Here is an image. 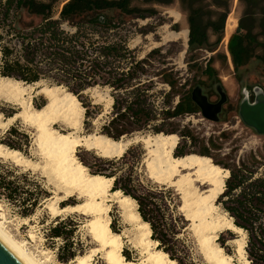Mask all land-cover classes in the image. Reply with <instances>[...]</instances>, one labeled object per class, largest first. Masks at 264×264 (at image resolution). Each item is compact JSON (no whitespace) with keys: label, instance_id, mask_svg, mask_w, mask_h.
<instances>
[{"label":"rangeland","instance_id":"1","mask_svg":"<svg viewBox=\"0 0 264 264\" xmlns=\"http://www.w3.org/2000/svg\"><path fill=\"white\" fill-rule=\"evenodd\" d=\"M134 4L140 7L150 6L139 0H134ZM154 8L156 12L153 15L142 18L118 15L117 12L109 13L114 19L123 22L120 33L123 36L129 35L128 47L134 50L139 58L152 50H159L150 57L147 66L149 72L143 78L148 82L146 92L151 102L152 122L137 127L124 119L112 121L115 117V110L112 108V88L96 85L81 92L79 97L75 95L82 107V102L91 104L88 118L83 107L78 134L96 133L111 138L117 136V139L157 133L176 134L179 143L173 151L174 155L194 153L210 157L214 164L228 170L229 176L231 170L243 164L255 171V177L264 174V134H259L246 126L238 110L240 102L244 99L245 89L251 92L259 88L264 94V64L251 60L247 66L235 71L228 51L229 38L235 32L241 13L238 0L231 1L227 17L230 20L227 35L225 23L220 41L200 49H192L188 45L187 17L178 0H173L170 5L155 4ZM23 19L30 20L27 16H23ZM184 30H187L185 42L181 38L163 40L168 33ZM209 40L214 42L215 36L210 35ZM208 66L212 68L211 76L204 72ZM167 79L175 82L173 87L165 82ZM41 84L57 86L45 80L41 81ZM32 85L31 88L27 87L24 98L31 100L33 108H40L47 102L48 96L39 92L38 86ZM195 86H199L210 101H215L221 94L226 96L223 109L217 114V120L204 117L198 108L195 112L175 116L164 113L167 108H170L171 112L183 95L190 93ZM60 87L69 92L65 87ZM59 93H62V90ZM119 95L127 96L126 92H120ZM0 114L3 123L0 125V140L12 142L21 148L14 149L20 151L25 159L37 164L33 166L30 162L24 164L0 158V174H9L6 180L12 181L10 188H17L18 192L16 199H8L4 196L8 190L0 188V221H4L3 226L17 240L23 241L26 248L43 264H77L75 259L78 256L90 254H92L90 264H105L100 249L92 252L99 247L88 232V216L74 211L53 216L46 209L45 205L49 202L47 199L51 196H61L65 188L51 173L49 166H43L47 158L37 143V128L24 117L22 105L0 93ZM15 114H17L15 118L8 120ZM11 127L15 128V132L9 135L7 131ZM52 127L63 133L71 130L62 121H56ZM146 152L143 144L137 142L130 145L118 158H102L95 151L85 150L83 147L76 148L75 154L89 173L93 174L102 169L101 175L113 177L112 189H119L135 199L137 210H142L147 222L155 225L151 238L154 235L158 238L164 237L167 241V245L163 246L156 240L158 247L170 248L177 258L182 259L183 264H212L202 249L199 239L201 233L185 219L184 211L180 209L182 199L179 193L173 187L157 183L150 177V170L144 160L147 157ZM100 160L113 162L104 163ZM10 170L14 172L9 173ZM206 187L199 186L198 190L203 192ZM28 193L39 198L40 203L32 214L24 215L22 200ZM222 194L216 199L219 208L213 216L226 214L232 219L224 210L222 200L225 198H221ZM81 200L75 196L68 197L58 201V206L77 204ZM109 215L111 228L123 234L122 253H126L129 259L137 261L146 258L140 247L135 246L137 231L123 221L121 212L115 204L111 205ZM56 225H61L62 236L56 237L52 234L51 229ZM31 233L34 235L33 238L29 237ZM245 235V257L249 261L248 264H251L246 250V232ZM236 238H240V235L222 228L217 232L214 243L223 249L224 254L231 256L233 263L245 264L236 254L237 244L234 241ZM169 252L166 253L170 257ZM70 254L73 256L69 257ZM141 264L151 263L143 260Z\"/></svg>","mask_w":264,"mask_h":264},{"label":"trees","instance_id":"2","mask_svg":"<svg viewBox=\"0 0 264 264\" xmlns=\"http://www.w3.org/2000/svg\"><path fill=\"white\" fill-rule=\"evenodd\" d=\"M139 1L150 6L140 7L134 0H0V76L25 84L45 80L65 87L78 97L89 87L109 86L115 110L112 121L124 119L137 127L149 124L153 120L152 108L146 92L148 82L143 78L148 75L150 57L159 50L139 58L128 47L129 35L120 33L123 22L109 13L142 18L156 12L155 4L170 5L173 0ZM178 1L187 17L189 47L200 49L218 43L232 0ZM238 4L241 13L228 42L235 71L247 66L251 60L264 64V0H238ZM23 16L30 20H24ZM210 35L215 36L214 42H210ZM204 72L211 76L212 68L208 66ZM165 82L171 87L175 84L171 79ZM120 92H126L127 96L119 97ZM191 92L183 95L171 112L167 108L164 113L175 116L195 112L197 106ZM82 105L88 118L91 104L82 102ZM14 132V127L7 131L9 135ZM113 138L117 139V136ZM1 143L10 149H21L9 141L0 140ZM254 175L255 171L244 164L231 170L221 198H225L222 200L224 210L232 217L234 225L247 234L246 250L251 264H264V174ZM7 176L9 174H0V188L8 190L4 195L6 198L16 199L17 188H10L13 182L7 181ZM22 202L24 215L32 214L40 203L31 193ZM138 213L147 222L145 213L140 209ZM148 224L154 232L155 225ZM51 232L56 237L63 235L61 225L54 226ZM152 238L160 245H167L164 237L152 235ZM156 247L165 253L170 251L168 257L183 264L170 248ZM123 254L129 259L126 253Z\"/></svg>","mask_w":264,"mask_h":264},{"label":"bare ground","instance_id":"3","mask_svg":"<svg viewBox=\"0 0 264 264\" xmlns=\"http://www.w3.org/2000/svg\"><path fill=\"white\" fill-rule=\"evenodd\" d=\"M229 23L228 18L226 35ZM186 37L187 30H184L168 33L163 40L181 38L185 42ZM34 85L39 87V92L48 96L47 102L40 108H33L31 100L24 98L27 87H33L32 84L0 76V93L22 105L24 117L37 128V143L47 158L43 166H49V170L52 171L50 172L65 188L61 196H51L47 199L49 202L45 205L46 209L53 216L67 211L80 212L88 216V232L99 247L92 252L100 249L105 264H141L143 260L151 264H178L156 247L157 242L151 238L149 224L141 219L137 211L136 201L124 195L121 190L111 188L113 177L89 173L75 154L76 148L83 147L85 150L95 151L100 157H120L130 145L137 142H141L147 151L144 160L150 170V177L157 183L173 187L179 193L182 199L180 209H183L185 219L201 233L199 239L206 258L212 264H235L231 256L224 254L223 249L214 243L217 232L225 228L240 235V238L234 239L237 244L236 254L239 260H243L245 264L249 263L245 257V231L235 226L226 214L213 216L219 208L216 199L223 193L225 180L229 176L228 170L214 164L207 156L194 153L174 155L173 151L179 143L176 134L157 133L120 139L96 133L78 134L84 108L77 97L64 91L60 86L49 87L41 82ZM60 90L62 93H59ZM109 102L112 103L111 97ZM16 115L9 117L8 120H12ZM56 121H62L72 131L63 133L53 128L52 124ZM1 124L3 123L0 120ZM0 158L24 164L30 162L20 151L3 144H0ZM32 164L37 166L36 163ZM203 185L207 187L200 192L198 187ZM73 196L82 200L73 205L58 206V201ZM112 204L119 208L123 221L137 231L135 246L140 247V251L145 255L146 258L143 260L127 259L122 253L123 234L117 233L110 226L109 211ZM3 223L4 221H0V244L20 264H43L26 248L23 241L17 240L6 230ZM29 237L33 238L34 235L31 233ZM91 255L78 256L75 262L90 264Z\"/></svg>","mask_w":264,"mask_h":264},{"label":"water","instance_id":"4","mask_svg":"<svg viewBox=\"0 0 264 264\" xmlns=\"http://www.w3.org/2000/svg\"><path fill=\"white\" fill-rule=\"evenodd\" d=\"M255 91L256 97L252 103L247 102L246 98L243 99L239 108V115L246 126L255 129L259 134H264V94H262L259 88L255 89ZM223 97L224 95L221 94V100L213 104L207 100V97L202 93L199 86H195L191 92V98L199 107L203 116L211 120H217V114L223 103ZM0 264L20 263L0 244Z\"/></svg>","mask_w":264,"mask_h":264},{"label":"flooded vegetation","instance_id":"5","mask_svg":"<svg viewBox=\"0 0 264 264\" xmlns=\"http://www.w3.org/2000/svg\"><path fill=\"white\" fill-rule=\"evenodd\" d=\"M255 89H257V88H255ZM255 89L253 90V91H249V90H244V92H245V94H244V98H246V101L247 102H249V103H252L254 100H255V97H256V91H255ZM224 99H223V103L221 104V108H220V111H219V113L222 111V109H223V106H224V104H225V101H226V96H224L223 97ZM219 100H221V95H219V98L218 99H216L215 101H210L209 99H208V101L210 102V103H213V104H215V103H217ZM243 101V100H242ZM242 101L240 102V104H239V106H238V110H239V108H240V105H241V103H242ZM194 104H195V102H194ZM196 105V104H195ZM197 106V105H196ZM197 108L199 109V107L197 106ZM199 112L201 113V111H200V109H199ZM202 114V113H201ZM210 114V116H212V114L211 113H209ZM203 115V114H202ZM253 129V128H252ZM253 130H255V129H253ZM255 132H256V130H255Z\"/></svg>","mask_w":264,"mask_h":264}]
</instances>
